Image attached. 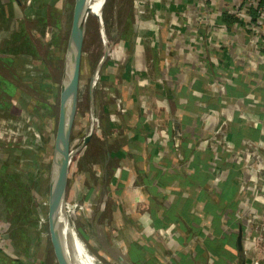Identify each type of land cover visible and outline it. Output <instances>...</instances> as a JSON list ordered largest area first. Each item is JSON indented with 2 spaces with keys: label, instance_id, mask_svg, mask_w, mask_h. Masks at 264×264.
Segmentation results:
<instances>
[{
  "label": "crops",
  "instance_id": "0c3cea01",
  "mask_svg": "<svg viewBox=\"0 0 264 264\" xmlns=\"http://www.w3.org/2000/svg\"><path fill=\"white\" fill-rule=\"evenodd\" d=\"M136 2L148 9L129 20L130 34L115 52L116 76L95 82L100 86L104 80L113 81L120 109L107 125L101 122L100 127L97 119L98 128H90L92 135L103 129L98 138L104 150L90 156L91 162L83 155L73 160L67 207L98 251L111 252L122 264H264V241L258 237L264 233V185L262 193L254 187L257 178L264 179L262 2ZM16 3L25 9L8 17L11 23L19 19L8 29L21 42L22 28L31 45L26 53L22 50L18 66L19 59L7 58L19 74L17 84L3 80L22 113L23 104H30L31 112L41 102L35 95L47 82L44 74L53 76L58 57L48 47L54 35H61L65 0ZM237 10L243 14L237 15ZM39 30L43 36L36 35ZM28 65L35 70L23 76L21 70ZM48 85V100L39 112H47L40 123L47 124L52 135L53 113L47 109L51 111L57 95V81L50 79ZM91 86L90 110L94 104L101 111L111 110ZM18 91L23 103L16 100ZM48 153L44 151L38 162H47ZM38 195L43 216L47 200L43 202L45 194ZM29 237L35 241L38 236L34 232ZM51 247V255L44 251L43 262L31 264H62ZM18 250L32 254L26 246ZM0 264L28 262L0 251Z\"/></svg>",
  "mask_w": 264,
  "mask_h": 264
},
{
  "label": "rangeland",
  "instance_id": "374dc122",
  "mask_svg": "<svg viewBox=\"0 0 264 264\" xmlns=\"http://www.w3.org/2000/svg\"><path fill=\"white\" fill-rule=\"evenodd\" d=\"M74 1L75 0H65L63 4L65 12L63 26L58 28V32L62 36L59 34H57V36L54 35L53 45L48 47L50 48L49 51L52 49L51 54H53L54 57L57 56L58 59L54 62L55 67L52 71L53 76L47 73L44 74L43 79L47 82L41 84V88L37 89L41 97L39 94L35 95L42 99L40 100L41 102L34 104L33 111L30 112L31 105L28 103L27 107L23 104L24 111L22 113L21 110L19 111L22 105L17 107L12 102V98L16 95L15 93H13V95L12 93H8V90L9 92L11 91L7 89V83L0 77V251L12 254L15 257L19 255L24 258L28 264H31L33 260L37 263L39 259L43 262L45 250H47L50 255L52 252V237L47 217L48 199L52 180L51 154L53 155L55 132L58 122V95H60L64 74L63 58L66 50L70 46L69 33ZM136 3V0H108L104 6V16L101 20L97 18V11L94 7H90L89 16L85 19L79 74L80 91L78 93L76 115L74 117L69 139V150L72 148L75 149V152L69 159L68 172L72 170L73 160L77 156L81 157L83 155V157L89 158L91 162L90 156H93L94 153L97 154V152L101 154V152H103L102 150H104L102 139L98 138L101 136L103 129H100L101 134L96 132L92 135L90 132L87 140L88 143L85 142L83 144L84 136L89 130H96V128H98L95 123L90 129L91 116H93L94 122L98 119L99 124L102 122V124L106 123L107 125L110 118H115L116 110L120 109V100L112 80H104V83L102 82L100 86L99 84L96 86L95 82L102 77H108V74H111V78L116 76V64L118 60L115 57V52L122 47V39H127L130 34L129 20L132 19L133 16L141 14L139 10L145 12L148 9L147 4L143 3V5H136ZM23 9H25L24 4L22 5L21 3V5H19L16 3V0H0V56L6 59L8 58V60L10 57H12L13 60L19 59L16 62V66H18V61L21 59L22 50H26L23 51V53H26L30 48L31 42L28 41L27 34L22 28L20 31L22 36L21 42L19 39L12 36V31L10 30L14 29V26H17L19 19H15V21L13 20V23H11L8 17L19 16ZM9 26L12 27V29H8ZM104 29L106 30L108 44L105 48L102 44V31H104ZM10 33L11 36H9ZM39 34L43 36L41 31L36 33V35ZM43 38L44 37H42V39ZM22 42L23 46L21 45ZM107 47L108 51L106 57L101 65L98 66L101 55ZM0 67L1 71L6 76L12 77L13 79L19 76V74H17L18 72H16L12 66H9L7 62L0 61ZM31 70H35V68H31L28 65L27 69H24V71L21 70V73L23 76H27L32 73ZM48 78L57 81L53 96H55V93H57V95L53 98L54 102L52 101L50 104L51 111L47 109L49 113H53L52 128L54 134L52 135L47 124L43 126V123H40L41 120L47 118V112H39L41 105L45 107L42 102L48 100L46 93H44L45 89L50 87V85H48L50 79L48 80ZM28 81L34 83L31 79ZM92 82H94L93 86L90 85ZM90 86L94 95L100 94V96H103L104 102L109 103L111 110L101 111L100 107L95 104L94 108L90 110L88 107ZM26 89H28V87H26ZM48 92L50 91L48 90ZM16 94V100L20 102L18 99L22 98V93L18 91ZM35 96L33 98H36ZM23 97L24 100H27V97ZM32 113L35 115L34 118L31 117ZM10 114L14 116L11 117L9 116ZM102 124L100 127H102ZM8 128H11L12 131H8ZM45 128L48 129L43 131ZM45 143L49 146L47 147L48 150H45ZM44 151L47 153L50 152L48 153V158H46L47 162H38V159L41 157L40 155ZM89 159H87L86 162H89ZM41 169L44 175L42 174V176L37 178V172ZM115 169L116 166L113 160V163L109 164V170L112 172ZM37 190L47 196H43V202L47 200V202L43 204V216L39 213L40 198ZM67 213L75 218L73 210L66 206L65 214ZM78 229L80 233L88 239L87 235L79 226ZM34 232L35 235L38 236L37 240L30 241L29 236ZM88 240L93 241L94 239H90L89 237ZM263 241L264 233L261 239H259V242ZM25 246L29 248V252L32 253L31 255H24L18 250L25 249ZM75 246L80 249L76 242ZM94 247L98 251V248L96 246ZM99 252L110 260L109 264H122L121 261H114L111 252L105 249Z\"/></svg>",
  "mask_w": 264,
  "mask_h": 264
},
{
  "label": "water",
  "instance_id": "95a60500",
  "mask_svg": "<svg viewBox=\"0 0 264 264\" xmlns=\"http://www.w3.org/2000/svg\"><path fill=\"white\" fill-rule=\"evenodd\" d=\"M86 0H75L73 5V13L70 25V70H69V88L66 101L62 94V85L59 98V112L58 122L55 132L54 150L52 155V180L57 173V179L55 187H52V180L48 199V226L51 232V241L55 253L62 264H82L80 259L73 256L64 246V242L61 239L60 230L58 227L57 218L60 213L67 206L66 204V187L68 179V163L65 162L63 153L68 152L69 159L74 154L75 149L69 150V139L71 134V128L76 114L78 93H79V74L82 58V43L84 38V25H85V6ZM108 50H104L99 60L98 66L101 65L106 57ZM64 76V74H63ZM63 83V78H62ZM67 114L66 123L63 124V116ZM89 132L84 136V141L87 142ZM53 193H55L56 200L53 199Z\"/></svg>",
  "mask_w": 264,
  "mask_h": 264
},
{
  "label": "bare ground",
  "instance_id": "6f19581e",
  "mask_svg": "<svg viewBox=\"0 0 264 264\" xmlns=\"http://www.w3.org/2000/svg\"><path fill=\"white\" fill-rule=\"evenodd\" d=\"M108 0H86L85 6H84V12L85 16H89L90 7H94L97 11V18L102 19L104 16V6L107 3ZM102 44L104 48L108 45L107 44V36H106V30L102 31ZM108 50V47L105 49ZM69 70H70V50L67 49L64 55V76H63V83H62V94L64 97V100L66 101L67 95H68V88H69ZM79 91H80V83H79ZM67 114L63 116V124L66 123L67 120ZM63 157L65 162L69 160L68 152L63 153ZM54 177L52 180V187L54 189L56 179H57V173L56 170L54 171ZM53 199L54 201L56 199L55 193H53ZM58 227L60 230L61 239L64 242L65 248L73 255L80 259L82 264H109V259L104 257L101 252L97 251L95 249V243L92 240L86 239L79 231L77 221L76 219L71 216L69 213L65 214V209L60 213V215L57 218ZM66 224L70 230V233L72 234L75 242L78 244V249L75 246V242L71 239V237L67 233ZM94 245V246H93ZM90 258L92 261L87 260Z\"/></svg>",
  "mask_w": 264,
  "mask_h": 264
},
{
  "label": "built area",
  "instance_id": "2783aa9c",
  "mask_svg": "<svg viewBox=\"0 0 264 264\" xmlns=\"http://www.w3.org/2000/svg\"><path fill=\"white\" fill-rule=\"evenodd\" d=\"M261 7H262V9H264V0L262 1V4H261ZM243 14V10H237L236 11V14L237 15H240V14ZM95 124V122H94V118H93V116H91V118H90V128H92V126ZM247 144L249 145L250 143H249V141H247ZM257 181V183H256V185L254 186L257 190H259V193L261 192L262 193V188H263V185H264V179H260V178H257L256 179ZM262 229H263V232H264V222L262 223ZM259 238H261V236H258Z\"/></svg>",
  "mask_w": 264,
  "mask_h": 264
},
{
  "label": "trees",
  "instance_id": "16d2710c",
  "mask_svg": "<svg viewBox=\"0 0 264 264\" xmlns=\"http://www.w3.org/2000/svg\"><path fill=\"white\" fill-rule=\"evenodd\" d=\"M262 2V0H261ZM0 61L7 62L8 60L0 56ZM1 68V67H0ZM0 77L3 79H6L7 81H10L12 84H17V81L14 80L12 77L6 76L0 69ZM16 81V82H15Z\"/></svg>",
  "mask_w": 264,
  "mask_h": 264
}]
</instances>
